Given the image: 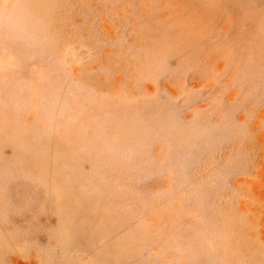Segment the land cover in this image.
<instances>
[{
  "label": "rangeland",
  "instance_id": "obj_1",
  "mask_svg": "<svg viewBox=\"0 0 264 264\" xmlns=\"http://www.w3.org/2000/svg\"><path fill=\"white\" fill-rule=\"evenodd\" d=\"M0 264H264V0H0Z\"/></svg>",
  "mask_w": 264,
  "mask_h": 264
}]
</instances>
